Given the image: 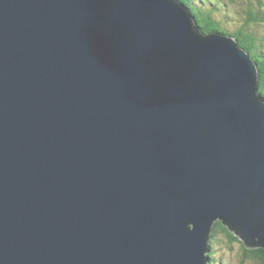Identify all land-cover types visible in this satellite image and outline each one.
<instances>
[{
    "label": "water",
    "instance_id": "95a60500",
    "mask_svg": "<svg viewBox=\"0 0 264 264\" xmlns=\"http://www.w3.org/2000/svg\"><path fill=\"white\" fill-rule=\"evenodd\" d=\"M177 0H0V264H207L264 247V98Z\"/></svg>",
    "mask_w": 264,
    "mask_h": 264
},
{
    "label": "trees",
    "instance_id": "16d2710c",
    "mask_svg": "<svg viewBox=\"0 0 264 264\" xmlns=\"http://www.w3.org/2000/svg\"><path fill=\"white\" fill-rule=\"evenodd\" d=\"M177 1L184 4L194 17L200 34L220 32L225 36L234 38L238 47L249 54L258 68L257 93L264 98V5L262 1L256 0V2H253V0H248L247 2L246 0L245 4L239 5L240 8L237 9V12L236 10L228 11L227 14L223 10H231L228 4H233L234 0ZM225 25L228 28H225ZM213 227L224 233L228 238V242L231 243L237 239L220 220H217ZM241 245L243 246V243ZM243 255L245 258L264 264V247L243 248ZM210 257L211 255H209V259ZM207 264H213V262L208 261Z\"/></svg>",
    "mask_w": 264,
    "mask_h": 264
},
{
    "label": "rangeland",
    "instance_id": "374dc122",
    "mask_svg": "<svg viewBox=\"0 0 264 264\" xmlns=\"http://www.w3.org/2000/svg\"><path fill=\"white\" fill-rule=\"evenodd\" d=\"M261 1H262V4L264 5V0H261ZM245 2L246 0H234L233 4L231 5L228 4V6L231 7V10L224 9L223 11L225 14H227L228 11L232 12L236 10L237 12V9L240 8L239 5L242 6V4H245ZM253 2H256V0H253ZM225 28H228V27L225 25ZM218 34L225 36L224 34L220 32H218ZM213 229L211 231V234H212L211 240H210L211 242H209V247H210L209 255H211L210 261H212L213 264H259L258 261L256 260L244 257L243 248H246V247L245 246L243 247L241 245L242 241L237 236L235 237L238 240L236 239L237 241L234 240L233 242L230 243L228 242V238L224 233L218 231L214 227Z\"/></svg>",
    "mask_w": 264,
    "mask_h": 264
},
{
    "label": "bare ground",
    "instance_id": "6f19581e",
    "mask_svg": "<svg viewBox=\"0 0 264 264\" xmlns=\"http://www.w3.org/2000/svg\"><path fill=\"white\" fill-rule=\"evenodd\" d=\"M216 34H218V33H216ZM262 97V96H261Z\"/></svg>",
    "mask_w": 264,
    "mask_h": 264
}]
</instances>
